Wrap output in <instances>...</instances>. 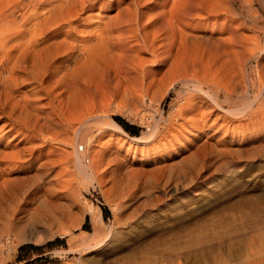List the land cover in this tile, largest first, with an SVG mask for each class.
Segmentation results:
<instances>
[{
  "label": "rangeland",
  "instance_id": "rangeland-1",
  "mask_svg": "<svg viewBox=\"0 0 264 264\" xmlns=\"http://www.w3.org/2000/svg\"><path fill=\"white\" fill-rule=\"evenodd\" d=\"M257 4L264 6V0ZM244 33L256 36L253 30ZM193 43L186 54L197 69L208 72L220 66ZM141 59L145 65L156 63L149 61L147 51ZM169 63L156 70L143 106L133 107L132 113L120 107L105 111L119 125L117 115L138 127L137 133L122 125L128 135L118 133L107 117L92 123L93 135L98 127L103 131L87 147L94 158L88 167L74 165L67 155L70 148L63 145L39 148L41 140L29 141L1 114L0 151L10 157L1 165L5 173L0 181L19 177L15 181L31 186L39 209L21 214L18 225L10 215L13 193H0V264H264V122L248 125L236 112L216 109L210 101L203 106L208 98L199 92L193 107L182 99L187 113L172 115L181 86ZM247 64L248 72L255 60ZM235 65L239 81L238 61ZM251 76L249 95L240 85L226 109L235 111L252 96L258 81ZM88 100L77 97L70 115L82 113ZM149 128H155L154 138L129 139ZM49 149L56 151L55 163L39 167L38 161L52 154ZM27 224L39 225L33 233L37 241H18Z\"/></svg>",
  "mask_w": 264,
  "mask_h": 264
},
{
  "label": "bare ground",
  "instance_id": "bare-ground-1",
  "mask_svg": "<svg viewBox=\"0 0 264 264\" xmlns=\"http://www.w3.org/2000/svg\"><path fill=\"white\" fill-rule=\"evenodd\" d=\"M192 24L198 29L189 28ZM246 30L256 36H247ZM193 42L220 66L208 72L197 69L186 54ZM142 51L156 63L150 66L138 60ZM235 59L240 66L239 81ZM252 59L254 67L247 72ZM263 60L264 6L257 0H0V116H7L12 129L29 141L41 140L39 148L53 142L70 148L68 158L79 169L94 165L87 147L103 130L98 127L93 135L92 123L107 117L111 127L127 136L105 111L120 107L132 113L133 107L143 106L156 82V70L168 61L169 71L181 86L172 115L187 113L182 99L191 106L199 92L208 98L203 106L210 101L216 109L236 112L248 125L264 122ZM252 74L258 81L252 96L235 111L226 109L225 103L231 102L240 85L247 92L253 88ZM42 95L49 100L47 104L41 103ZM83 96L89 99L85 110L70 115L75 99ZM151 129L129 139L154 138L157 133ZM50 151L38 161L39 167L55 163L56 151ZM9 157L0 151V177L5 173L1 165ZM17 179L3 178L0 193H13L16 203L10 215L18 224L23 214L39 209V204L31 197V186L18 184ZM26 228L18 241H37L33 233L39 225L27 224Z\"/></svg>",
  "mask_w": 264,
  "mask_h": 264
},
{
  "label": "trees",
  "instance_id": "trees-1",
  "mask_svg": "<svg viewBox=\"0 0 264 264\" xmlns=\"http://www.w3.org/2000/svg\"><path fill=\"white\" fill-rule=\"evenodd\" d=\"M115 119L123 126V128L128 131V132H131L132 134L133 133H137V128L135 125H132L130 123H128L125 119H123L121 116L117 115L115 116ZM61 239L57 238L55 239V241H59ZM51 242H49L48 244H50ZM33 248H36L38 249L39 247L37 246H34Z\"/></svg>",
  "mask_w": 264,
  "mask_h": 264
}]
</instances>
